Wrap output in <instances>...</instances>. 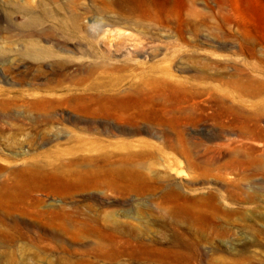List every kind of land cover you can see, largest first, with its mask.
I'll list each match as a JSON object with an SVG mask.
<instances>
[{"label": "rangeland", "instance_id": "1", "mask_svg": "<svg viewBox=\"0 0 264 264\" xmlns=\"http://www.w3.org/2000/svg\"><path fill=\"white\" fill-rule=\"evenodd\" d=\"M0 264H264V0H0Z\"/></svg>", "mask_w": 264, "mask_h": 264}]
</instances>
